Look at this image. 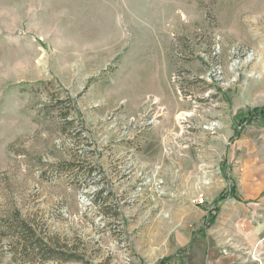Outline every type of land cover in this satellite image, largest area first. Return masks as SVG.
Here are the masks:
<instances>
[{"label":"rangeland","instance_id":"1","mask_svg":"<svg viewBox=\"0 0 264 264\" xmlns=\"http://www.w3.org/2000/svg\"><path fill=\"white\" fill-rule=\"evenodd\" d=\"M260 119L264 0H0V264H197Z\"/></svg>","mask_w":264,"mask_h":264},{"label":"crops","instance_id":"2","mask_svg":"<svg viewBox=\"0 0 264 264\" xmlns=\"http://www.w3.org/2000/svg\"><path fill=\"white\" fill-rule=\"evenodd\" d=\"M224 155V174H209L210 185L200 184L197 177L210 201L222 192L226 198L209 212L213 223L188 240L191 253L197 264L205 259L207 264H264V119L250 122L231 138ZM194 217L196 227L208 218Z\"/></svg>","mask_w":264,"mask_h":264},{"label":"trees","instance_id":"3","mask_svg":"<svg viewBox=\"0 0 264 264\" xmlns=\"http://www.w3.org/2000/svg\"><path fill=\"white\" fill-rule=\"evenodd\" d=\"M224 198H225V195H224V194H221V195L219 196V200H220V199L223 200ZM21 223H22L26 228H29V230H31V227H29V225H28L25 221H21ZM41 242H42L43 244H45V243L43 242V239H41ZM190 243H191V242H190ZM45 245H46V244H45ZM45 247H46V246H45ZM47 248H48L47 250H49V251H48V252H49V256H48L47 258H49V259L59 260V261H64V262L78 260L77 257H76L75 255L66 256V255H62V254H60V253H54L52 247H51V248L47 247Z\"/></svg>","mask_w":264,"mask_h":264},{"label":"built area","instance_id":"4","mask_svg":"<svg viewBox=\"0 0 264 264\" xmlns=\"http://www.w3.org/2000/svg\"><path fill=\"white\" fill-rule=\"evenodd\" d=\"M198 203H199V204H202V203H203V199H202V197L198 198Z\"/></svg>","mask_w":264,"mask_h":264}]
</instances>
